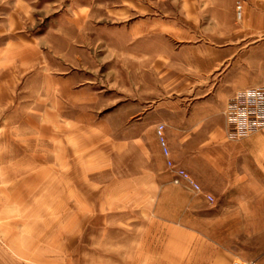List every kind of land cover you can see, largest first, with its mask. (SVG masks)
Listing matches in <instances>:
<instances>
[{"label": "rangeland", "instance_id": "rangeland-1", "mask_svg": "<svg viewBox=\"0 0 264 264\" xmlns=\"http://www.w3.org/2000/svg\"><path fill=\"white\" fill-rule=\"evenodd\" d=\"M183 1L153 0L173 25L147 31L111 14L122 0H0V247L43 264H209L153 220L152 131L131 122L133 98L195 84L156 77L168 45L177 74L184 45L212 37L204 17L181 15L198 5ZM241 1L200 4L225 24ZM241 245L228 264H264V241Z\"/></svg>", "mask_w": 264, "mask_h": 264}, {"label": "crops", "instance_id": "crops-1", "mask_svg": "<svg viewBox=\"0 0 264 264\" xmlns=\"http://www.w3.org/2000/svg\"><path fill=\"white\" fill-rule=\"evenodd\" d=\"M152 1L122 0L125 4L112 8L111 14L148 22L147 31L158 23L172 28L171 10L159 13ZM185 1L197 3V8L180 14L204 17L207 25L205 29L198 25L197 32L203 28L212 37L184 45L180 60L186 72L177 74L168 68L174 58L168 45L165 71L156 77L195 84L173 88L169 83L153 90L150 99L133 98L131 122L134 127L144 122L152 131L153 220L181 234L182 249L204 252L202 258L208 257L209 264H228L232 252H242L241 242L264 241V128L237 136L223 115L225 102L236 89L264 83V0H242L238 23H233L230 11L225 24L216 7H202L204 0ZM109 11L105 5L106 16ZM181 27L187 33L195 28ZM158 124L174 166L188 172L199 185L197 191L183 181L171 182L172 171L165 166L156 139ZM206 194L212 196L211 202ZM34 256L38 255L0 247V264H43L29 259Z\"/></svg>", "mask_w": 264, "mask_h": 264}, {"label": "built area", "instance_id": "built-area-1", "mask_svg": "<svg viewBox=\"0 0 264 264\" xmlns=\"http://www.w3.org/2000/svg\"><path fill=\"white\" fill-rule=\"evenodd\" d=\"M236 8V13L239 17L240 5L236 4ZM224 118L229 130L237 136H243L264 128V83L236 89L225 103ZM156 132L162 151L167 155V149L160 126H158ZM166 163L171 166L170 159H167ZM172 169L174 182H177L179 179H184L191 188L195 190L199 189V185L191 178L185 169L179 166H175ZM205 199L211 202L212 196L206 194ZM233 264L238 263L233 262Z\"/></svg>", "mask_w": 264, "mask_h": 264}]
</instances>
